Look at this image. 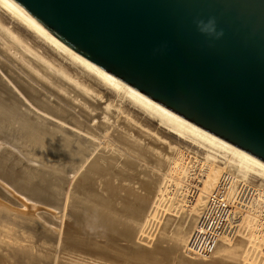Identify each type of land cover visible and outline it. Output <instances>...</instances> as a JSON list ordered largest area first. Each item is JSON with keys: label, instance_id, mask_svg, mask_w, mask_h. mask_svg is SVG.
Segmentation results:
<instances>
[{"label": "bare ground", "instance_id": "bare-ground-1", "mask_svg": "<svg viewBox=\"0 0 264 264\" xmlns=\"http://www.w3.org/2000/svg\"><path fill=\"white\" fill-rule=\"evenodd\" d=\"M145 125L205 151L204 193L216 186L219 172L212 167L220 158L226 173L264 190V167L148 104L0 0V264H30L20 239L55 240L48 263L70 264V246L112 249L111 257L125 249L134 230L141 239L155 222L158 226L167 177L149 164L180 168L174 157L180 149L165 146ZM106 134L142 157V176L149 181L140 174L120 176L107 167L105 156L94 157L96 142ZM147 138L150 146L143 142ZM133 181L145 195L134 192ZM203 195L178 225L172 215L164 221L162 235L173 226L177 247L188 242L206 202ZM59 214L74 217L70 228ZM239 237L222 239L213 255L236 264H264V241L252 220Z\"/></svg>", "mask_w": 264, "mask_h": 264}, {"label": "water", "instance_id": "water-1", "mask_svg": "<svg viewBox=\"0 0 264 264\" xmlns=\"http://www.w3.org/2000/svg\"><path fill=\"white\" fill-rule=\"evenodd\" d=\"M5 1L148 104L264 167V0Z\"/></svg>", "mask_w": 264, "mask_h": 264}, {"label": "rangeland", "instance_id": "rangeland-1", "mask_svg": "<svg viewBox=\"0 0 264 264\" xmlns=\"http://www.w3.org/2000/svg\"><path fill=\"white\" fill-rule=\"evenodd\" d=\"M145 128L150 130L152 134L156 133L160 138L159 141L162 142L165 146L170 144L172 147L177 148V150L180 149L181 151L180 152L178 150L179 152L177 151L178 153L176 152V154H174V157L178 158V162H180V168L169 171L167 168L159 167L154 163L149 164V169L153 170L155 174L159 173L167 177V183L164 187V197L161 201V207L159 208L158 213V226H156L155 222V224L152 225L148 230L147 235L144 237L142 236L141 239L136 238L139 235L137 234V231L134 230L132 232L134 234L131 235L132 237L130 236V238L127 239L128 241L125 240V249L122 250L121 253H113V256L111 257L108 256L110 254L109 252H111L112 249H101L95 245L91 247H85L81 245L79 248L70 246L71 249L69 250V252H67L66 255L67 262L69 261L70 264H236L234 261L219 260L218 257H215L216 255H213L208 260L194 259L187 256L185 254V248L190 238L188 239V242L186 244L181 247H177L174 239L171 238V231L174 229L173 226L168 231L166 236L162 235V233H164L162 232V227L164 225V221L168 216H175L177 218L175 222L178 225V221H180L181 217L184 216V214H186L189 209H192V207L195 206L194 204L197 203L199 196L204 194V201H206L207 194H209L214 188L208 191L205 190L204 193L203 181L205 180V177H203V172L206 171L205 167L206 165H208L206 164L204 159V157L206 156L205 151L201 152L202 149L200 148L198 151V148L196 146L193 147V145L191 144L188 146L184 142H179L177 138L171 136V134L167 133L165 130V132L160 133L153 126L151 127L150 125H145ZM144 140L145 141L143 142L150 146L149 138ZM96 143L97 147L96 151L94 152V157L96 155L105 156L108 160L107 167L109 169L114 170L115 172H119L120 176L127 175V173L132 175L140 174L142 180H150V177L147 178V176H142L145 167L143 166L142 157H140L139 154L131 153L125 146L120 144L117 139L113 138L109 134H106L105 138L100 139V141ZM160 147L162 150H164V147L161 144ZM160 152L161 151H158V154ZM184 153H188L189 155H191V157L193 156L196 160V163L194 165H191L190 161L189 164H185L184 158L182 156ZM126 156H129V158H126ZM130 160H132V165L129 164ZM221 160L224 159L220 158L219 161L221 162ZM220 162H218L219 164L217 163V166L214 165V168L212 167V169H215L219 172L218 180L222 173L228 172V170L225 169L223 163ZM173 165L174 164H172L171 166ZM188 170H191V172H189L190 174H188ZM218 180L216 181V184ZM134 182L136 181H133L130 186L132 187L134 192L138 193L139 195H145V190L141 189L139 184H134ZM251 185L254 186L253 183ZM151 199L152 196L150 197V200ZM60 215L61 214H59V216ZM62 216L63 215H61L58 219L65 222L67 228H70V225L73 223L74 217L70 214H67L65 217ZM198 220L199 218H196V222L190 230V237L197 225ZM63 222H60V224ZM125 223L126 226L130 228L132 227L129 222ZM39 239L40 240L37 241L34 240L35 244L33 243V241L32 243H30L29 239H20L17 240V243L20 249H22L23 251L26 250V253H24L27 254V257L30 259V264H49L48 262L52 261L55 256L56 250L51 246V242H55V240H49L43 244H40L39 242L42 238ZM136 248H139V250L137 249V252Z\"/></svg>", "mask_w": 264, "mask_h": 264}, {"label": "built area", "instance_id": "built-area-1", "mask_svg": "<svg viewBox=\"0 0 264 264\" xmlns=\"http://www.w3.org/2000/svg\"><path fill=\"white\" fill-rule=\"evenodd\" d=\"M182 156L185 164L196 163L188 153ZM250 220L254 233L264 241V190L222 173L215 188L207 194L185 254L194 259H210L222 239H237Z\"/></svg>", "mask_w": 264, "mask_h": 264}, {"label": "clouds", "instance_id": "clouds-1", "mask_svg": "<svg viewBox=\"0 0 264 264\" xmlns=\"http://www.w3.org/2000/svg\"><path fill=\"white\" fill-rule=\"evenodd\" d=\"M202 23H203V22H201V24H202ZM213 23H214V22L210 21L208 26H204V27H202V30H214V29H212V27H211Z\"/></svg>", "mask_w": 264, "mask_h": 264}, {"label": "crops", "instance_id": "crops-1", "mask_svg": "<svg viewBox=\"0 0 264 264\" xmlns=\"http://www.w3.org/2000/svg\"><path fill=\"white\" fill-rule=\"evenodd\" d=\"M219 260L225 261V259L219 258Z\"/></svg>", "mask_w": 264, "mask_h": 264}]
</instances>
